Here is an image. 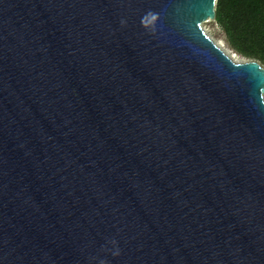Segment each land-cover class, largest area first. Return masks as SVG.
Masks as SVG:
<instances>
[{"label": "water", "instance_id": "1", "mask_svg": "<svg viewBox=\"0 0 264 264\" xmlns=\"http://www.w3.org/2000/svg\"><path fill=\"white\" fill-rule=\"evenodd\" d=\"M214 3L0 0V264H264V66Z\"/></svg>", "mask_w": 264, "mask_h": 264}, {"label": "trees", "instance_id": "2", "mask_svg": "<svg viewBox=\"0 0 264 264\" xmlns=\"http://www.w3.org/2000/svg\"><path fill=\"white\" fill-rule=\"evenodd\" d=\"M214 22L234 52L264 66V0H215Z\"/></svg>", "mask_w": 264, "mask_h": 264}, {"label": "bare ground", "instance_id": "3", "mask_svg": "<svg viewBox=\"0 0 264 264\" xmlns=\"http://www.w3.org/2000/svg\"><path fill=\"white\" fill-rule=\"evenodd\" d=\"M220 48H222V49H224L225 51L229 52L234 62H241V61L244 60L241 56H239L238 54L234 53V52H233L232 50H230L229 48L225 47V45L221 44V45H220Z\"/></svg>", "mask_w": 264, "mask_h": 264}, {"label": "rangeland", "instance_id": "4", "mask_svg": "<svg viewBox=\"0 0 264 264\" xmlns=\"http://www.w3.org/2000/svg\"><path fill=\"white\" fill-rule=\"evenodd\" d=\"M221 44H223V45H225V47H227V48H229L230 50H232L230 47H229V45H228V43H227V41H226V39H225V36H224V33H223V31H222V35H221ZM220 44V45H221ZM233 51V50H232ZM235 53V52H234ZM237 54V53H236ZM239 55V54H238ZM240 56V55H239ZM264 96V95H263Z\"/></svg>", "mask_w": 264, "mask_h": 264}]
</instances>
